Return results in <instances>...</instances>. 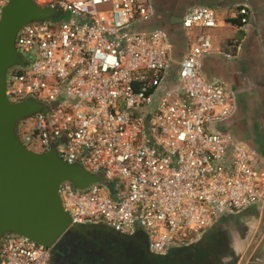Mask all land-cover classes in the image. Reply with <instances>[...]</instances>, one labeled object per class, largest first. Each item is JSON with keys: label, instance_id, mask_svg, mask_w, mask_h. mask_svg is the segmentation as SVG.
I'll list each match as a JSON object with an SVG mask.
<instances>
[{"label": "built area", "instance_id": "built-area-1", "mask_svg": "<svg viewBox=\"0 0 264 264\" xmlns=\"http://www.w3.org/2000/svg\"><path fill=\"white\" fill-rule=\"evenodd\" d=\"M8 1L0 0V20ZM34 1L66 16L28 22L16 34L24 65L8 70L7 96L48 106L20 119L16 133L28 149L55 146L63 161L113 185L61 182L71 225L143 231L149 250L162 255L198 240L222 213L264 200V153L219 129L232 114L234 90L201 73L203 56L222 53L207 29L228 8L187 7L186 49L176 60L166 28H142L156 16L154 0ZM229 11L241 24L253 15L245 3ZM224 55L232 58L233 49ZM51 250L7 232L0 264H51Z\"/></svg>", "mask_w": 264, "mask_h": 264}, {"label": "water", "instance_id": "water-1", "mask_svg": "<svg viewBox=\"0 0 264 264\" xmlns=\"http://www.w3.org/2000/svg\"><path fill=\"white\" fill-rule=\"evenodd\" d=\"M65 16L34 0H9L0 20V238L13 232L50 248L75 227L58 193L61 182L70 181L77 188L102 183L113 189L105 175L91 173L79 162L63 161L55 146L46 152L28 149L15 130L20 119L48 109L35 99L12 102L7 96L8 70L24 65L15 47L16 34L28 22ZM232 255L220 252L221 264H228Z\"/></svg>", "mask_w": 264, "mask_h": 264}, {"label": "flooded vegetation", "instance_id": "flooded-vegetation-1", "mask_svg": "<svg viewBox=\"0 0 264 264\" xmlns=\"http://www.w3.org/2000/svg\"><path fill=\"white\" fill-rule=\"evenodd\" d=\"M229 84L234 101L239 102L240 95ZM243 93L256 98L253 89ZM262 135L264 139V129ZM184 246H173L158 255L149 250L143 231L124 235L102 224H86L75 226L60 238L51 250V264H221L220 252H232L228 264H263L259 254L264 252V200L236 213H222L197 243Z\"/></svg>", "mask_w": 264, "mask_h": 264}, {"label": "crops", "instance_id": "crops-1", "mask_svg": "<svg viewBox=\"0 0 264 264\" xmlns=\"http://www.w3.org/2000/svg\"><path fill=\"white\" fill-rule=\"evenodd\" d=\"M154 2L156 4L155 0ZM244 3L250 7L253 13L250 21L241 24V26L227 22L226 19L232 17L229 10L236 4ZM207 4L221 5L225 7L224 9H229L226 14H221L220 25L214 28L216 30L222 28L226 32L222 41L226 45L227 50L223 51L220 46L214 47V49H219L222 53L215 52L206 56L204 61H206L208 68L205 70L202 67L201 73L207 78L215 76L223 80L231 79L232 82L228 81V84L232 83L235 86L236 93H238V96L240 95V105L237 106L236 102L234 103L233 114L219 126V129L230 133L234 139L245 142L252 148L264 153V139L261 133L264 129V0H231L226 3L213 1L212 3L207 2ZM189 6H186L183 10ZM160 15L163 16V14L158 12L156 4L155 18L142 28L165 27L164 22H158ZM155 23L157 24L156 26L154 25ZM182 34L186 40L183 29ZM211 36L213 37L212 34ZM232 39L237 40L233 48L230 46ZM218 44L222 43L218 42ZM172 46V55L177 60L180 56H175V44H172ZM231 49H233V57L226 58L224 53ZM216 54H222L223 58ZM248 89L255 91L256 98L254 100L243 93V91ZM249 121L257 124V129H259L260 133L252 129ZM200 238L192 243L199 241ZM259 256L261 263L264 264V252L260 253Z\"/></svg>", "mask_w": 264, "mask_h": 264}, {"label": "trees", "instance_id": "trees-1", "mask_svg": "<svg viewBox=\"0 0 264 264\" xmlns=\"http://www.w3.org/2000/svg\"><path fill=\"white\" fill-rule=\"evenodd\" d=\"M207 2L212 3L210 0H158V12L163 14V16L160 15V18L158 19L161 23L164 22V19L171 15H175V17H177V21L175 23H171L166 29L169 32L172 44H175L178 57L184 53L187 44L180 26L184 11L183 9L190 4H207ZM227 21L233 25L241 26L239 18H228Z\"/></svg>", "mask_w": 264, "mask_h": 264}, {"label": "rangeland", "instance_id": "rangeland-1", "mask_svg": "<svg viewBox=\"0 0 264 264\" xmlns=\"http://www.w3.org/2000/svg\"><path fill=\"white\" fill-rule=\"evenodd\" d=\"M156 1V4H157V7L159 6L158 4V0H155ZM190 5H193V4H190ZM164 24H165V27L163 28H167L171 23H175L177 21V17H175V15H171L169 16L168 18L164 19ZM160 22V20L158 21ZM155 26L157 25L156 23L154 24ZM211 29H214V28H211ZM207 31L213 35V41H214V47H218L220 46L222 48L223 51L227 50L226 48V45L224 44V42L222 41L223 39V36L226 35V32L221 28V29H214V30H209L207 29ZM219 40V41H218ZM218 42L222 43V44H218ZM178 53L175 51V56L177 57ZM218 56H220L221 58H223V55L222 54H216ZM205 57L203 56L202 58V66H201V70H202V67L207 70L208 66L206 65V61H204ZM236 102L237 106L240 105V103L238 102V100L234 101V103ZM249 125L252 126V129L255 130L256 132H259L257 129V124L254 123L253 121H249ZM260 133V132H259ZM262 133V132H261Z\"/></svg>", "mask_w": 264, "mask_h": 264}]
</instances>
